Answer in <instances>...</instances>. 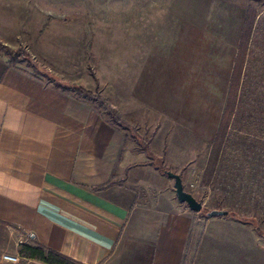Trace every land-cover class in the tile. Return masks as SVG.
Listing matches in <instances>:
<instances>
[{
    "label": "rangeland",
    "instance_id": "rangeland-1",
    "mask_svg": "<svg viewBox=\"0 0 264 264\" xmlns=\"http://www.w3.org/2000/svg\"><path fill=\"white\" fill-rule=\"evenodd\" d=\"M250 9L237 110L221 134ZM10 19L19 39L7 46L27 55L16 69L55 87L98 93L130 126L123 129V153L142 172L129 180L138 202L134 220L148 233L187 223L184 264H264V234L257 230L264 233V0H0V37L13 27ZM157 167L179 174L208 212L229 215L190 212L176 199L174 180ZM120 176L117 182L128 181ZM25 240L6 235V245L19 252Z\"/></svg>",
    "mask_w": 264,
    "mask_h": 264
},
{
    "label": "crops",
    "instance_id": "crops-1",
    "mask_svg": "<svg viewBox=\"0 0 264 264\" xmlns=\"http://www.w3.org/2000/svg\"><path fill=\"white\" fill-rule=\"evenodd\" d=\"M10 23L0 41L15 46L16 19ZM2 58L0 264H11L3 255L46 264L23 255L22 247L9 248L6 235L15 233L24 245L79 264H184L187 223L167 222L148 233L133 219L138 202L129 180L142 172L123 153V130L96 106ZM118 174L128 181L117 182Z\"/></svg>",
    "mask_w": 264,
    "mask_h": 264
},
{
    "label": "trees",
    "instance_id": "trees-1",
    "mask_svg": "<svg viewBox=\"0 0 264 264\" xmlns=\"http://www.w3.org/2000/svg\"><path fill=\"white\" fill-rule=\"evenodd\" d=\"M254 17H255L254 9H250V11L246 14V17H245V24H244V29L242 33L243 37L240 41L239 51H238V55L236 58L238 61H236L235 67L233 70V74H232V78H231V82L229 86L228 101L226 103L224 115L222 118V122L220 124L221 134L225 133V131L228 129L231 123V118L233 117L234 113L237 110L236 101H237L240 78H241V71H240L241 60L240 59L243 57V50L246 45V42L249 39V34L253 26ZM0 52L5 54V56L8 58V62L11 65L18 64L21 61L27 59V55L22 49L12 50L7 45L2 43L1 41H0ZM34 75H39V74L34 73ZM59 86L64 91L74 93L79 99L98 102V107H96V110L100 115H102L104 118L106 117L104 113H102V110H104L106 112V115L108 116V121L111 122L114 126L119 127L122 130L123 129L130 130L129 129L130 126L124 122L121 114L112 105L109 99L99 95L98 93H94L91 90H88L80 85H66V86L59 85ZM134 138L136 141L139 142V144L144 145L140 137L134 136ZM146 152L148 153V151ZM148 154L150 155V153ZM150 158H152L153 161H159V158L157 159L153 155H150ZM157 168L164 176H166L165 171H168L166 168L162 170H160L159 167ZM185 206L189 210L188 206L187 205ZM202 212L208 215L210 211L208 212L205 208H203ZM233 216L236 220H238L241 223H245V224L250 223V224L257 226V221L254 218H243L237 214ZM258 228H257L258 232L263 235L264 233L261 232V230H259ZM22 254L25 256H28L29 258L40 259L42 262L46 264H79L76 261L66 258L63 255H60L58 253L49 252V254L46 255L41 249H36L28 245L22 246Z\"/></svg>",
    "mask_w": 264,
    "mask_h": 264
},
{
    "label": "water",
    "instance_id": "water-1",
    "mask_svg": "<svg viewBox=\"0 0 264 264\" xmlns=\"http://www.w3.org/2000/svg\"><path fill=\"white\" fill-rule=\"evenodd\" d=\"M165 175L174 180V191L179 203L188 206L189 210L195 213H200L203 210V204L190 192H188L182 180V177L172 171H165ZM229 215L228 211L213 210L208 213L209 217H226Z\"/></svg>",
    "mask_w": 264,
    "mask_h": 264
},
{
    "label": "built area",
    "instance_id": "built-area-1",
    "mask_svg": "<svg viewBox=\"0 0 264 264\" xmlns=\"http://www.w3.org/2000/svg\"><path fill=\"white\" fill-rule=\"evenodd\" d=\"M2 258L4 261L9 262L11 264H18L20 262L19 257L14 255H3Z\"/></svg>",
    "mask_w": 264,
    "mask_h": 264
}]
</instances>
